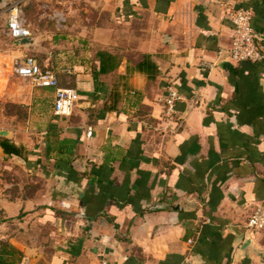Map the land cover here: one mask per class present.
Here are the masks:
<instances>
[{"label":"crops","instance_id":"obj_1","mask_svg":"<svg viewBox=\"0 0 264 264\" xmlns=\"http://www.w3.org/2000/svg\"><path fill=\"white\" fill-rule=\"evenodd\" d=\"M15 1L0 0L2 70L20 56L42 57L32 22L31 44L2 42ZM113 5L117 22L143 23L130 52L109 51L118 67L95 80V54L56 71L60 87L77 90L80 117L53 113L54 88H30L24 101L52 104L45 136L0 139L2 156L45 177L39 196L0 199L1 252L10 246L0 264H264V228H247L264 209V61L223 54L229 12L249 10L264 34V0ZM167 84L181 94L178 124L160 118Z\"/></svg>","mask_w":264,"mask_h":264},{"label":"rangeland","instance_id":"obj_2","mask_svg":"<svg viewBox=\"0 0 264 264\" xmlns=\"http://www.w3.org/2000/svg\"><path fill=\"white\" fill-rule=\"evenodd\" d=\"M19 4L26 22L35 25L34 31L42 48L40 51L42 57H37L38 62L60 72L68 67L73 69L74 62L83 60L92 62L97 50L113 51L119 55L130 52L135 47L137 32L143 26V23L138 21L117 22L115 11L118 10L114 9L113 0H25L24 2L20 0ZM5 30L4 27L2 42L11 44L13 39ZM31 54L36 57L34 53ZM14 60H9L4 70L0 68V130L9 132L8 136H0V139L4 137L12 139L14 135L42 139L45 136L43 131L54 116L49 112L52 104L43 102L34 108L33 102L24 101L30 88L40 87L32 85L29 79L12 74ZM58 80L65 82L62 75L58 76ZM9 82V89H6ZM5 91L7 93L4 94ZM17 92L20 94L18 95ZM80 101L78 99L75 102L72 120L80 117L74 112ZM80 108L82 107L79 106ZM91 122L88 121L89 124ZM44 180L43 174L27 170L17 161L0 153V199L16 197L27 199L35 195L39 196L44 193ZM31 203L34 204V201ZM23 215L21 213L15 218ZM4 219L0 205V222ZM30 231L32 235L39 232L38 230L35 232L34 228H30Z\"/></svg>","mask_w":264,"mask_h":264},{"label":"built area","instance_id":"obj_3","mask_svg":"<svg viewBox=\"0 0 264 264\" xmlns=\"http://www.w3.org/2000/svg\"><path fill=\"white\" fill-rule=\"evenodd\" d=\"M19 3L20 0L15 1L6 8L5 32L13 40L32 35ZM229 15L233 26L229 46L223 52L224 58H229L237 64L245 61H264V41L257 36L252 27L251 12L238 8L232 12L230 11ZM11 71L17 77L29 79L35 87L54 88L53 113L58 116H69L71 114L75 102L78 100L77 90L73 87H60L54 69L41 65L33 55H25L13 61ZM180 98L181 94L174 84L165 86V92L161 99L162 111L160 118L162 120L178 124L175 114L177 112L176 104ZM91 133L92 130L89 128L87 134L91 135ZM247 228L250 230L264 228V209L262 207L257 206L250 214L247 220ZM188 242L190 243L191 240H188ZM101 264L108 263L106 260H102Z\"/></svg>","mask_w":264,"mask_h":264},{"label":"trees","instance_id":"obj_4","mask_svg":"<svg viewBox=\"0 0 264 264\" xmlns=\"http://www.w3.org/2000/svg\"><path fill=\"white\" fill-rule=\"evenodd\" d=\"M99 61V68L95 72H93V78L96 80L97 76L99 74H106L114 69H116L120 63V58L107 50H99L96 53ZM62 144L59 148H65L64 147V141L62 140ZM7 247H10L9 244H3V249L0 256V263H4V259L2 258V255L4 252L7 251Z\"/></svg>","mask_w":264,"mask_h":264},{"label":"water","instance_id":"obj_5","mask_svg":"<svg viewBox=\"0 0 264 264\" xmlns=\"http://www.w3.org/2000/svg\"><path fill=\"white\" fill-rule=\"evenodd\" d=\"M257 36L264 41V34H259L257 33ZM34 40V38L32 36L29 37H22V38H17L13 40V43L16 45H29L32 43V41ZM9 132L7 130H0V136H8ZM249 238H246L244 240V242L241 244L240 246V250H242L243 252H247V247H249Z\"/></svg>","mask_w":264,"mask_h":264}]
</instances>
